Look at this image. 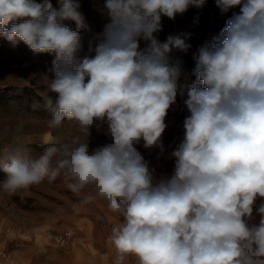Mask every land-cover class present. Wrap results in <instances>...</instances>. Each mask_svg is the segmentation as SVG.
I'll return each mask as SVG.
<instances>
[{"label":"clouds","instance_id":"9594fccd","mask_svg":"<svg viewBox=\"0 0 264 264\" xmlns=\"http://www.w3.org/2000/svg\"><path fill=\"white\" fill-rule=\"evenodd\" d=\"M204 3L106 0L109 22L95 54L80 57L78 30L88 25L79 0H58V7L51 0H0V37L55 54L47 127L67 122L76 133L49 138L35 155L19 138L23 121L0 133V192L11 196L61 177L80 197L75 213L103 200L119 217L108 237L113 264H264V0H215L221 13L240 10L194 54L196 81L185 98L177 83L182 69L170 53L191 45L155 34L162 17ZM12 21L21 22L7 27ZM178 94L188 112L184 134L171 152L173 173L157 178L137 146L163 152ZM104 123L111 143L90 151L91 129ZM254 209L258 224L249 223Z\"/></svg>","mask_w":264,"mask_h":264},{"label":"rangeland","instance_id":"374dc122","mask_svg":"<svg viewBox=\"0 0 264 264\" xmlns=\"http://www.w3.org/2000/svg\"><path fill=\"white\" fill-rule=\"evenodd\" d=\"M79 2L88 28L78 30L74 21L63 23L73 31H79L82 45L79 56H93L99 42L97 37L109 22L104 9L106 0ZM51 3L58 7V0H51ZM239 10L237 6L221 13L215 0H205L202 7L190 6L175 19L162 17V31L155 35L161 42L169 35L178 36L191 45L187 52L172 49L171 61L180 64L185 58L193 57L200 46L211 43L226 26V21ZM14 22L21 21L9 22L7 27ZM146 47L147 42L140 39V50ZM54 59V53L36 54L23 42L13 46L0 37V133L23 121L19 138L33 155L43 151L49 138L64 141L76 134L74 126L67 122L55 130L46 124L51 112L45 107V97L50 96L53 101L56 98V94L48 90L49 82L54 79L51 71ZM195 64L194 60L188 68L181 67L177 83L185 98L196 79L188 80L183 76H192ZM177 104L179 107L173 106L165 121L168 126L162 137L163 152L159 148L144 149L142 144L137 146L150 168L155 169L157 178L173 173L175 159L171 152L184 134L183 120L188 112L179 94ZM109 143L111 137L107 134L106 123L100 124L99 131L95 126L91 129L90 151ZM5 177L0 169V181ZM79 200L80 197L67 189L61 177L11 196L0 192V264H113L115 251L108 237L119 217L110 214L106 203L100 199L82 206L81 211L75 213L73 208ZM261 202L258 199L256 207ZM259 219L254 209L249 223L258 224Z\"/></svg>","mask_w":264,"mask_h":264},{"label":"trees","instance_id":"16d2710c","mask_svg":"<svg viewBox=\"0 0 264 264\" xmlns=\"http://www.w3.org/2000/svg\"><path fill=\"white\" fill-rule=\"evenodd\" d=\"M194 61V58L193 57H187L185 58V61L183 63H180V67L184 68H188L189 66H191L190 64ZM185 79H196V77L194 75L188 77V76H183Z\"/></svg>","mask_w":264,"mask_h":264}]
</instances>
